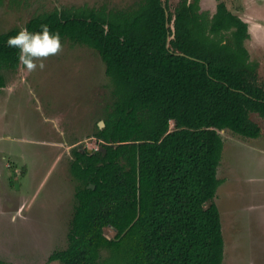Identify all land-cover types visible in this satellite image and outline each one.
Wrapping results in <instances>:
<instances>
[{"label":"trees","instance_id":"trees-1","mask_svg":"<svg viewBox=\"0 0 264 264\" xmlns=\"http://www.w3.org/2000/svg\"><path fill=\"white\" fill-rule=\"evenodd\" d=\"M199 1L180 0L174 11L168 0L64 7L26 24L97 50L112 84V107L94 135L98 148L73 152L70 170L80 185L68 245L50 262L223 264L213 201L222 183V131L262 135L252 115L264 118V83L246 44L248 22L224 0L214 14ZM20 30L0 33V87L2 71L21 65L18 50L7 47ZM106 227L116 230L113 238Z\"/></svg>","mask_w":264,"mask_h":264},{"label":"rangeland","instance_id":"rangeland-1","mask_svg":"<svg viewBox=\"0 0 264 264\" xmlns=\"http://www.w3.org/2000/svg\"><path fill=\"white\" fill-rule=\"evenodd\" d=\"M179 1L168 0L171 11ZM224 1L249 24L246 44L264 83V0ZM138 2L3 0L0 33L24 29L34 16L57 8L128 9ZM217 3L199 1L211 14ZM60 42L62 52L45 60L42 71L28 72L22 65L2 71L6 86L0 87V259L6 264H47L54 251L67 247L80 185L71 173V158L77 148H98L94 135L105 126L100 123L113 103L112 84L97 50L68 39ZM252 119L262 129L259 138L222 131V184L214 202L222 219L223 264H264V118L253 114ZM104 231L109 238L116 234L111 227Z\"/></svg>","mask_w":264,"mask_h":264},{"label":"clouds","instance_id":"clouds-1","mask_svg":"<svg viewBox=\"0 0 264 264\" xmlns=\"http://www.w3.org/2000/svg\"><path fill=\"white\" fill-rule=\"evenodd\" d=\"M7 47L18 50V61L28 71L45 68L44 61L62 52L59 33L50 32L47 25L41 26L39 32H29L26 28L10 36Z\"/></svg>","mask_w":264,"mask_h":264},{"label":"water","instance_id":"water-1","mask_svg":"<svg viewBox=\"0 0 264 264\" xmlns=\"http://www.w3.org/2000/svg\"><path fill=\"white\" fill-rule=\"evenodd\" d=\"M100 125H103V126H104L105 123H104V122H101ZM90 150H91V149H90ZM92 188H94V185H92Z\"/></svg>","mask_w":264,"mask_h":264},{"label":"crops","instance_id":"crops-1","mask_svg":"<svg viewBox=\"0 0 264 264\" xmlns=\"http://www.w3.org/2000/svg\"><path fill=\"white\" fill-rule=\"evenodd\" d=\"M222 184V183H221ZM218 191V190H217ZM217 194V193H216ZM216 197V196H215ZM215 199V198H214ZM214 201V200H213Z\"/></svg>","mask_w":264,"mask_h":264}]
</instances>
